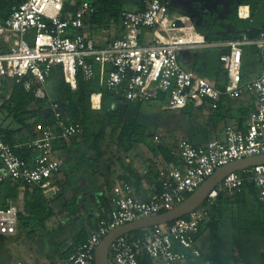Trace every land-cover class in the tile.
<instances>
[{"label": "built area", "instance_id": "built-area-1", "mask_svg": "<svg viewBox=\"0 0 264 264\" xmlns=\"http://www.w3.org/2000/svg\"><path fill=\"white\" fill-rule=\"evenodd\" d=\"M69 4L68 0H22L11 16L0 22V36H16L10 47L0 52V107L10 98L14 84L37 98L48 97L45 85L55 70L67 83L76 82L79 76L85 81L98 79L99 87L121 94L129 102L161 101L164 110L207 104L216 111L223 99H241L246 89L256 105L245 126L226 128L223 141L201 145L179 142L180 163L158 168L160 189L149 200L139 199L128 183L117 185L110 198L109 215L103 218L97 214V226L67 260L68 264H95L96 250L111 231L182 205L224 165L264 155V29L243 33L236 40L208 42L196 31L190 17L175 15L164 0H152L142 11L123 10L119 19L122 35L101 46L83 33L86 22L96 13L93 3L81 0L72 9ZM156 29H161L165 41L144 43V32ZM26 35H30L31 44ZM246 46L257 49L263 72L242 86ZM196 48L226 49L219 58L227 72L225 88L218 89L207 78L182 66L180 53ZM60 109L58 102L52 104L55 125L47 126L31 142L13 146L0 133V182L11 178L37 184L48 198L58 194L59 188L52 181L61 165L54 157V141L84 133L79 123L66 122ZM24 147L36 153L31 161L16 153ZM246 183L253 184L264 205V165L231 173L209 194L208 205L205 202L185 217L144 229L141 237H118L110 247V264L148 260L151 264H181L187 253L200 256L196 241L201 225L210 218V206L219 195H233ZM20 213L18 204L8 198L6 206L0 208V235L17 234Z\"/></svg>", "mask_w": 264, "mask_h": 264}, {"label": "crops", "instance_id": "crops-1", "mask_svg": "<svg viewBox=\"0 0 264 264\" xmlns=\"http://www.w3.org/2000/svg\"><path fill=\"white\" fill-rule=\"evenodd\" d=\"M70 2V0H68ZM100 0H96L98 2ZM152 0H137L133 3L136 9L132 11H139L144 5L146 8ZM166 1L173 10V13L177 16H187L192 17V15L208 16L210 10L215 8L216 3L219 0H164ZM4 0H0V8L3 5ZM237 15L239 19L252 22L251 7L248 4H238ZM247 7L248 11L246 15H242V8ZM124 10H130L124 8ZM192 19V18H191ZM0 22H3V18L0 14ZM254 24V22H253ZM264 29V24L259 28L254 26L248 29L252 32H257ZM83 33L86 37L93 38L96 42L103 46L109 40L120 37L122 35V27L118 22L112 23L107 27H98L91 24H86ZM246 33V32H244ZM243 34V33H242ZM203 36V35H202ZM15 35H3L0 36V52L7 50L12 41L15 39ZM204 37V36H203ZM6 38H9L7 40ZM7 40V41H6ZM218 50L216 48H196L183 50L180 53V62L182 66L187 70H193L197 74L207 78L209 76L212 80H208L214 85L220 84V74L219 71L213 67L211 60L206 53L207 50ZM226 50V49H225ZM260 61L262 63L261 57ZM223 70L225 68L223 65ZM50 85L48 82L45 85L47 93L49 92ZM97 94L100 96L99 106L95 107L93 102V96ZM91 108L94 111H100L102 107V93H93L90 97ZM155 101L149 102L153 103ZM131 103V104H129ZM127 101L123 95L115 94L111 102V108L117 110V108L122 104L124 110L129 112L132 116L139 113L144 116L143 105L136 109V104ZM222 106L218 111H212L211 108L204 104L203 106L195 107L191 111L192 117L187 116L191 119L195 116L199 118V115L203 117L206 123L204 128L198 123H188L187 129L194 127L195 131L192 134H188L187 129L184 131L183 139L175 142V133L172 131L168 132V136L164 139H160L156 142L154 146H147L148 136L144 137L141 143L136 144L131 150H124L123 145L120 144V135L116 137V152L110 149L109 145H103L104 150L102 157L99 159V164L97 170L90 171L86 168L81 171L74 169L76 162L78 161L80 155L83 152L81 147L72 148L71 151L67 150L63 144H58L54 147L55 155L54 157L60 162V170L53 177L54 186L59 188V192L53 198L46 197L51 202V207L56 215V218L52 220L51 228L55 227V224L61 223L65 228V233L53 242L49 237L43 233L38 232L36 234H28L23 228L18 227V232L16 235L12 236H2L0 235V264H68L67 260L61 258V251H65L63 247H59L58 244L65 242L64 245L72 243V238L81 229H85L87 236L93 229V223L98 221L97 214L100 213V199L102 197L111 198L114 188L117 185H122L124 182L130 184L135 189V195L143 200L147 201L150 197L160 189V182L158 179V168L167 164H179L180 158L178 153V143L181 141H191L196 145L206 144L212 140L223 141L225 139V130L228 126H235L242 128L249 121L251 115L256 110V105L253 97L250 95H245L241 99H223ZM145 104V103H142ZM254 109V111H253ZM162 110L166 112H179L181 115V110L171 111ZM129 114V115H130ZM99 115V114H98ZM174 118L178 115L173 116ZM115 128H113V131ZM115 133H111L110 137L104 141L107 144L108 141L113 142L115 138ZM157 136V134H155ZM106 139V138H105ZM26 143V142H25ZM22 145V144H18ZM161 146L171 148L177 161H168L167 156H171L170 153H165L161 151ZM89 156H95L94 152H90ZM75 173V174H74ZM74 174V175H73ZM248 192L246 197L249 196ZM250 197V196H249ZM5 191L0 185V208L6 203L5 201ZM13 199L21 209V213L24 216H28L25 212V186H20L18 189V194L16 198L8 197ZM7 198V199H8ZM6 199V200H7ZM75 199L77 205L80 209L79 219L75 220V217L69 215L68 210H66L67 201ZM218 205H221V201H218ZM89 207V208H88ZM237 215L236 205L230 206ZM94 210V212H93ZM101 214V213H100ZM109 215V212H108ZM73 228V229H70ZM202 234V233H201ZM201 234L197 236V241ZM88 238V237H87ZM57 246H55V244ZM196 248L200 251V256H194L191 253H187V259L181 264H212L209 260L206 262L197 263L195 260L202 257V252L197 246ZM255 254L258 256L257 261H248L247 264H264V246L257 250Z\"/></svg>", "mask_w": 264, "mask_h": 264}, {"label": "trees", "instance_id": "trees-1", "mask_svg": "<svg viewBox=\"0 0 264 264\" xmlns=\"http://www.w3.org/2000/svg\"><path fill=\"white\" fill-rule=\"evenodd\" d=\"M21 2L22 0H4L0 8L3 21L11 16ZM93 5L96 7V13L89 18L86 24L98 27H107L111 25L112 20L118 23L120 14L124 10L119 0H100L93 3ZM250 7L253 16L254 7L252 5H250ZM144 9L145 7L142 5L139 11ZM237 18L239 19L238 15ZM244 32H248V29L221 39L204 38L208 42L231 41L240 38ZM142 41L144 43L162 42L165 41V36L161 29L147 30L143 34ZM216 49L221 50L218 51L219 57L226 51L225 48ZM218 60L220 61V59ZM47 82L50 85V90L48 92V97L43 99L37 98L31 92H27L21 85H13L10 98L0 107V133L4 134L5 141L13 146L26 144L37 139L47 126L55 125L56 117L52 110V104L58 102L61 105L60 110L65 121L79 123L84 128V133L77 137L56 139L54 141V147H57L60 143L69 151H71L72 148L81 147L83 152L76 162L74 169L78 172L85 167L90 171L97 170L99 159L104 152L102 142L105 139L108 121H111L110 117L114 112L111 108V102L115 93L99 87L98 79L85 81L79 76L76 82L67 83L62 73L57 70L52 73ZM10 85L9 82L6 83V87ZM217 88L223 89L224 85L218 84ZM97 92L102 93V107L100 111H94L91 108L90 97L93 93ZM222 104L221 102L216 111L221 108ZM141 105L142 103L136 104V109L138 111ZM194 109L195 107L189 104L180 112L181 115L192 117L191 111ZM101 113H104L103 119L100 117ZM98 114L99 116H96ZM94 115L96 116L95 119L93 118ZM140 116L139 113L135 114L121 126L120 144L123 145L126 151L131 150L146 137V127L138 122ZM117 130L118 128L115 127L113 132L116 133ZM161 151L165 153V156H167V153H170L171 156H167L168 161H177L171 148L161 146ZM90 152H94L95 156H89ZM16 153L27 161H31L36 156V153L28 147L18 148L16 149ZM0 185L5 191V201L8 197L16 198L19 187L25 186L24 210L28 213V216H24L22 213L19 214V226L28 234L31 235L43 232L53 242L56 240V236V238H58V235L61 236L65 233V228L61 223H57V225L54 223L55 227H50L56 215L51 207V202L45 197L40 186L37 184L22 183L19 180L11 178L1 181ZM247 192L250 194V199L246 197ZM218 201H221L222 204L218 205ZM205 205H208V203L206 202ZM231 205H236L237 207L235 223L240 233L244 236H260V238L264 239V205L260 202L257 190L253 184L246 183L241 191H237L233 195L221 194L218 196L211 205L213 206V211H211L210 218L208 219L210 220L211 227L215 228L217 226V219L219 218L220 220L225 207ZM2 206L5 207L6 203ZM65 209L68 210L71 217L76 218L75 220L80 218V209L75 199L67 201ZM110 209V198L102 197L100 199V215L106 218ZM203 224L200 227L199 234L203 232ZM87 237V232L84 228L79 230L72 238V243L68 245V248L65 251H61V258L68 260L69 256L86 241ZM63 244H65V242L58 244V246L60 247ZM55 246H57V244H55ZM151 263L153 262L149 260L141 262V264Z\"/></svg>", "mask_w": 264, "mask_h": 264}, {"label": "rangeland", "instance_id": "rangeland-1", "mask_svg": "<svg viewBox=\"0 0 264 264\" xmlns=\"http://www.w3.org/2000/svg\"><path fill=\"white\" fill-rule=\"evenodd\" d=\"M81 0H70V8H74L75 5ZM91 3H95L96 0H89ZM122 3L123 8H128L130 10L136 9L133 3L137 0H119ZM240 3H248L254 7V14L252 22L250 20L243 21L237 18V7ZM192 21L196 31L203 35L204 37H210L211 39L225 38L233 35L239 31H244L254 26L259 28L264 24V0H219L215 8L210 10L208 16L192 15ZM254 22V24H253ZM146 32V31H145ZM16 38V36L14 37ZM26 40L31 44L30 35L25 36ZM9 40V38H6ZM6 40V41H7ZM1 42V41H0ZM209 59L211 60L213 67L219 71L220 74V84L227 85V72L223 70V63L219 61V53L217 50H207ZM263 72V65L260 61V55L257 49L253 46L244 47V57L242 63V75L243 81L242 86L248 82H252L261 76ZM209 80H212L207 76ZM217 87V85H216ZM248 90L246 89L244 95H247ZM144 110V116H140L138 122L143 124L146 129L147 134H150L147 146L156 145L157 138L164 139L168 136L169 131L175 133V144L183 139L184 130L187 129L188 123H200L201 127L204 128L205 122L202 116L199 115L193 117L190 122V118L187 116H180L179 112H166L162 110L163 103L161 101H155L153 103L142 104ZM124 106L120 104L117 110L112 113L111 121H108V126L106 128L105 140L110 137L113 132V128L117 127L118 130L115 133V138H113L114 143L108 141L107 144L102 142L103 145H109L113 152H116V137L121 131V126L123 123L132 118L130 114L132 112H127L124 110ZM130 114V115H129ZM134 114V112L132 113ZM178 115L174 118L173 116ZM99 116V115H96ZM94 115V119L96 118ZM100 117L103 119L104 113H101ZM97 128V127H96ZM188 134H192L195 129L190 127L187 129ZM114 133V132H113ZM157 134V136H155ZM87 166V165H86ZM86 168V167H85ZM75 174V173H74ZM73 174V175H74ZM250 199L249 196H247ZM252 199V198H251ZM210 210L213 211V206H210ZM236 217L232 208L225 207L223 210L221 219L218 220L217 226L215 228L210 226V220L203 224V232L196 241L197 246L202 252V257L197 258L195 262L201 263L210 261L212 264H247L248 261H257L258 256L255 254L257 250H260L264 246V239L260 236H244L240 233L236 227ZM216 220V221H217ZM97 223H93V227L97 226ZM73 229V228H70ZM132 236L139 237L143 234V230L134 231ZM59 236V235H58ZM61 237V236H60ZM63 249L68 248V244L62 245Z\"/></svg>", "mask_w": 264, "mask_h": 264}, {"label": "water", "instance_id": "water-1", "mask_svg": "<svg viewBox=\"0 0 264 264\" xmlns=\"http://www.w3.org/2000/svg\"><path fill=\"white\" fill-rule=\"evenodd\" d=\"M264 165V155L247 157L236 160L220 167L211 177H209L201 187L192 194L182 205L156 215L147 217L111 231L103 238L95 254V264H110V247L112 243L120 236L130 234L134 231L144 230L154 226L165 225L176 219L182 218L202 206L209 194L231 173L243 171L245 169Z\"/></svg>", "mask_w": 264, "mask_h": 264}, {"label": "bare ground", "instance_id": "bare-ground-1", "mask_svg": "<svg viewBox=\"0 0 264 264\" xmlns=\"http://www.w3.org/2000/svg\"><path fill=\"white\" fill-rule=\"evenodd\" d=\"M247 11H248V8L247 7H243L241 12H242V15H246L247 14ZM99 99H100V96L95 94L93 96V102H94V106L95 107H98L99 106Z\"/></svg>", "mask_w": 264, "mask_h": 264}]
</instances>
